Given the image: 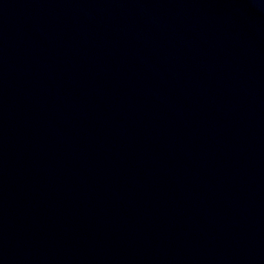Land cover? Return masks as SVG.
Here are the masks:
<instances>
[{
	"label": "water",
	"instance_id": "1",
	"mask_svg": "<svg viewBox=\"0 0 264 264\" xmlns=\"http://www.w3.org/2000/svg\"><path fill=\"white\" fill-rule=\"evenodd\" d=\"M0 264H264V0H0Z\"/></svg>",
	"mask_w": 264,
	"mask_h": 264
}]
</instances>
